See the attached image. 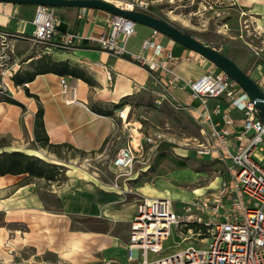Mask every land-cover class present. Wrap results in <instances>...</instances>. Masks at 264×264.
Returning <instances> with one entry per match:
<instances>
[{
	"label": "crops",
	"instance_id": "obj_1",
	"mask_svg": "<svg viewBox=\"0 0 264 264\" xmlns=\"http://www.w3.org/2000/svg\"><path fill=\"white\" fill-rule=\"evenodd\" d=\"M142 1L146 8L140 11L152 13L170 23L173 21L177 28L231 58L257 84L264 82V0L220 1L223 5L237 7L240 27L249 28L252 24L254 35L261 43L256 48L261 49L263 58L253 65L240 56L246 54L244 51L251 50V44L244 38L245 33L241 29L230 36L233 46L226 49L214 46L177 24L183 21L182 8L189 7L195 0ZM35 8L34 5L9 3L0 11V32L8 35L6 48L12 53L13 65L17 64L16 75L20 77H25L36 68L43 53L29 38ZM221 11L226 10L221 8ZM107 13L91 8H56L59 18L56 30L62 35L72 34L75 43L71 49L55 50L47 55L52 60L66 61L76 67L89 81L69 74L45 72L24 81L26 86L15 84L13 80L5 81L6 87L0 86V154L21 152L64 168L63 180L29 178L27 174L0 175V264H21V261L43 264L50 256L61 264H103L104 261L128 264L126 245L129 228L125 235H117L108 228L81 227L80 223L106 222L100 219L102 217L113 222H130L138 197H167L173 203L181 204L219 184L223 166L206 157V161L221 167L216 177L217 184L195 188L188 199L184 192L171 189L159 191L158 186L146 182L143 177L149 165L144 163L140 166L134 164L131 176L119 181L121 190L102 182L96 171L85 169L84 162H79V166L72 165L88 154H93L94 158H108L107 150L116 145L115 152L109 157V165L110 158L130 137L136 140L138 127L134 126L130 117L134 99L138 109H146L150 114L149 118H145L139 111L141 120L150 122L152 118L162 121L157 114L169 118L170 114H174V122L185 127L191 139L202 138L201 124L197 119L199 115L206 114L215 103L224 100L210 98L202 104L190 98L188 90L180 88L182 80L194 79L218 68L163 34L158 35L155 41L170 49L175 58L174 69L181 78L175 84H170L172 77L162 71L151 72L134 61L101 50L95 40L105 29ZM225 13L229 14L228 10ZM227 24L224 22L225 26ZM152 31L150 27L136 24L135 34L126 40V49L153 58L151 51H141L142 41ZM61 76L67 77L74 90L75 102L65 101L67 95L61 92ZM158 91L164 95L159 107L154 104ZM8 97L16 103L6 100ZM39 108L42 109L48 143L54 145L52 147L42 146L35 140L34 121ZM231 115L239 118L241 114L233 110ZM65 145L71 148L68 150ZM70 152L75 155L71 156ZM166 177L169 180L189 178L183 171L168 172ZM164 181L161 180L162 183Z\"/></svg>",
	"mask_w": 264,
	"mask_h": 264
},
{
	"label": "built area",
	"instance_id": "obj_2",
	"mask_svg": "<svg viewBox=\"0 0 264 264\" xmlns=\"http://www.w3.org/2000/svg\"><path fill=\"white\" fill-rule=\"evenodd\" d=\"M125 10L146 8L142 0H104ZM9 3L0 2V11ZM85 10V8H82ZM84 15V14H83ZM56 8L36 6L31 21L30 40L43 53L71 49L75 38L60 34ZM132 20L107 13L105 29L95 40L98 47L110 54L127 58L151 72L162 71L175 84L180 77L175 72L170 49L155 41L160 32L153 30L141 43V51L153 58L132 53L126 49V40L135 34ZM7 34L0 32V46L6 48ZM254 55L263 59L260 48ZM252 49V50H253ZM0 73L3 87L5 79L12 80L17 64L7 65L9 56H1ZM66 102H75L74 90L66 76L59 79ZM22 82L20 86H26ZM264 94V82L258 84ZM180 88L189 92L190 98L205 104L207 99H220L214 107L197 118L201 124L202 138L192 139V147L200 158L206 157L223 166L217 187L181 202L180 213L175 212L173 201L167 197L144 198L135 205L129 222L127 241L128 264H264V125L257 117L254 102L224 72L207 71L194 79L182 80ZM155 106L159 107L164 95L156 92ZM233 110L241 115L234 118ZM203 125V126H202ZM157 133L148 135V142L159 140ZM140 144V143H139ZM133 137L110 158V172L114 176L111 186L121 190L118 181L131 176L137 161L138 147ZM158 146V145H157ZM259 153L262 156H258ZM84 161H88L85 159ZM86 166L89 165L85 163ZM94 171V170H93ZM174 226L181 241L190 234L197 245L154 261L148 254H158ZM188 238V239H187ZM198 241V242H196ZM139 251V253H138ZM103 264H111L104 261Z\"/></svg>",
	"mask_w": 264,
	"mask_h": 264
},
{
	"label": "rangeland",
	"instance_id": "obj_3",
	"mask_svg": "<svg viewBox=\"0 0 264 264\" xmlns=\"http://www.w3.org/2000/svg\"><path fill=\"white\" fill-rule=\"evenodd\" d=\"M220 1L221 0H195L189 7L182 8L181 16L183 21H181V24L180 22H177V24L180 26L183 25L184 30L191 31L193 34L205 38L214 46L221 48L225 47L226 49L232 48L233 46V40L230 36L235 35L241 29V31L245 33L244 38L251 44V50L247 48L249 51H244L246 54L243 53L240 54V56L246 58L251 63V65L255 64L259 60H262L254 55L255 49H253V47L260 46L261 43L259 41V38L254 35L252 24L249 25V28L240 27L241 23L239 20L240 17L237 13V7L223 5L222 3H220ZM227 7H229V9H227ZM230 7H233V9H231ZM189 8H191V10ZM221 8H224V10L226 11H221ZM227 10L229 14L225 13L227 12ZM224 22L228 23L227 26L224 25ZM171 23L174 24L173 21H171ZM247 24L249 23L247 22ZM247 29L249 30L248 32H246ZM3 54L4 56L6 55V58L9 56V60L6 63L8 66H12V53H9L7 48L3 49L2 46H0V64L4 61L1 58ZM229 55L236 57L235 54H230V52ZM1 69L2 67H0V70ZM7 80L8 79H5V81ZM0 86L3 87L1 73ZM132 106H134V108H131L130 112V117L132 119L131 122L134 124V126L138 127V131H136L135 133L136 140H134L133 138L135 147L138 146V139H140V146L138 147L137 152L138 162L135 163V165H149L148 169L146 170V176L143 177L146 182H149L152 186H158L159 191L164 192L167 189H171L173 191L184 192L183 194L186 196V199L190 198V192L195 188L206 187L210 184L212 186H215L217 184L218 180L216 179V177L219 175L218 169H221L220 165L210 161H206L204 157H202L201 159L198 158L193 147L191 146L192 139L190 138L189 134L186 133L184 129L185 127H182L181 125L177 126V124L174 122V120H176L174 114H170L171 118L166 117L163 114H157L162 118V121H157L152 118L150 119L152 122H149V120L143 121L140 118L139 111H141V109H138L136 99L133 100ZM141 115L145 118L150 117V114L146 109H143L141 111ZM153 131L160 135L161 138L153 143L148 142L145 137ZM162 141H166L175 146L165 147V149L158 148L157 145ZM115 150L116 145L107 150L108 158H103L102 156L100 158H94L93 154H88L80 157L78 161H76V163H72V165L79 166V162L80 164H82L83 162V164L88 163L89 165L84 166L85 169L96 171L98 173V177L102 180V182L111 184L114 180V176L109 170L108 160L111 154L115 152ZM70 154L71 156L75 155V153L72 152H70ZM258 156H262V154L259 153ZM85 159H88V161H84ZM171 171H183L184 173L188 174L189 178H177L169 180L166 176L168 172ZM56 179L63 180L64 173L61 172V174H58L56 176ZM161 180H166V182L164 181L165 183H162ZM119 181L118 183L120 184ZM138 198V201L144 199V197ZM173 207L175 212L180 213V203L174 202ZM100 219H103L106 222L99 223L83 221L82 224L80 223V226L92 227L97 229L108 228L111 232L117 235H125L126 231L129 228V222L127 221L113 222L103 217ZM186 235L188 236L189 240L185 242L181 241L182 236L180 235V232L173 226L171 228L170 235L163 243V250L158 254L149 253L148 260L154 261L168 257L173 253L185 250L188 246L191 245H194V247H196L197 243L195 244V241L194 243L189 242L193 239V237L190 234ZM46 262L47 263L43 264H61L54 256L48 257ZM21 264L25 263L21 261Z\"/></svg>",
	"mask_w": 264,
	"mask_h": 264
},
{
	"label": "water",
	"instance_id": "obj_4",
	"mask_svg": "<svg viewBox=\"0 0 264 264\" xmlns=\"http://www.w3.org/2000/svg\"><path fill=\"white\" fill-rule=\"evenodd\" d=\"M0 2L15 5L49 6L52 8L80 7L98 9L112 15L128 18L136 24L150 27L187 49L198 53L230 77L246 93L248 98L254 102L257 117L264 125V94L258 84L231 58L161 17L140 10L121 9L104 0H0Z\"/></svg>",
	"mask_w": 264,
	"mask_h": 264
},
{
	"label": "trees",
	"instance_id": "obj_5",
	"mask_svg": "<svg viewBox=\"0 0 264 264\" xmlns=\"http://www.w3.org/2000/svg\"><path fill=\"white\" fill-rule=\"evenodd\" d=\"M45 72H53L56 74H69L89 81V79L85 76L82 71H80L76 67L69 65L66 61L52 60L47 55V53L41 54L40 58L37 61L36 68L31 73H27L25 77L17 76L15 73V75L12 77V80L15 84H21L26 80H31L36 74ZM6 100H8L9 102L16 103L14 99L9 97L6 98ZM42 115V109L39 108L35 115L34 121L35 140L39 142V144H41L42 146L52 147L54 145L48 143ZM172 146L174 145L166 141H162L158 144L157 147L162 149L165 147ZM65 147L67 149L71 148L68 145H65ZM80 154L83 155L82 152H80ZM63 169L64 168L61 165L50 164L38 157L27 155L21 152L0 154V175L27 174L29 178L43 177L48 180H54L56 179V176L58 174H61V172H63Z\"/></svg>",
	"mask_w": 264,
	"mask_h": 264
}]
</instances>
